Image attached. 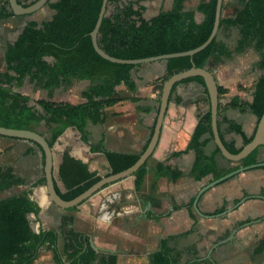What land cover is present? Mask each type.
Returning <instances> with one entry per match:
<instances>
[{"label": "trees", "instance_id": "1", "mask_svg": "<svg viewBox=\"0 0 264 264\" xmlns=\"http://www.w3.org/2000/svg\"><path fill=\"white\" fill-rule=\"evenodd\" d=\"M109 1L116 3V9L102 17L97 42L107 53L124 58L180 51L198 45L212 28L216 2V0L199 1L197 7L203 13V17L197 21L190 9L183 8L184 0H172L169 8H161L148 18L142 15L144 5L139 0ZM46 4L54 10L52 17L39 21L28 19L24 24L23 32L7 42L4 47L2 57L5 68L0 69V125L31 129L43 135L37 129L43 123L50 130L49 138L45 137L50 147L67 127L74 126L80 133V138L88 142L87 123L104 122V108L122 98L115 95V86L123 82L129 89L135 88L130 75L134 63L110 61L95 51L89 31L94 25L101 0H48ZM224 5L223 0L218 30L229 29L230 26L237 28L238 36L233 47L230 48L216 34L205 47L192 56L169 57L166 60L165 73L156 80H164L171 73L187 68L192 63L198 66L205 65L211 57L229 58L233 52H242L247 47L257 51L259 58L255 61V65L264 69V0H244L241 7L231 15L222 14ZM12 14L8 0H0V20ZM46 56H51L52 60H48ZM26 77L35 87L46 89L48 95L58 86H66L75 79L86 78L89 84L81 91L85 101L70 103L37 98L35 104L38 108L29 104L28 94L14 88L20 86ZM186 80L200 81L207 94L202 76H188L180 81ZM178 82L174 83L171 92ZM225 90V87L218 84V96ZM227 108H237L241 111L249 108L256 116L255 127L250 136L242 131L238 123L228 120L225 116H220L221 118L218 119V130L221 123H226L227 131L241 136L242 143L237 147L223 140L219 131L220 138L228 151L237 153L253 137L257 121L264 110V72L255 82L250 103L233 95L229 102L218 105V112H224ZM205 134L208 135L204 137ZM211 141L213 139L210 114L206 111L197 115V122L186 148L172 152L175 156L189 150L194 152V160L189 171L194 180H201L209 174L213 180L239 166L261 161L259 156L260 149H264L263 145L253 149L238 163L220 168L215 159V156L220 154L218 147L214 144L209 153L205 152L206 144ZM90 150L100 151L106 158L109 170L104 175L127 168L140 154L109 150L104 146L103 138L95 144H90ZM43 161L42 156V163ZM145 165L146 161L133 173L135 191L140 190L146 173ZM154 173L156 177L165 176L171 181L182 175V171L163 165L161 162L155 164ZM57 177L65 190L61 191L54 181L56 192L61 198L68 200L96 182L100 175L89 170L87 163L72 156L66 148L61 155ZM23 183V178L15 174L11 166H0V191ZM37 183H44V176L33 185ZM154 187L155 182H152L151 188ZM192 201L193 198L186 205L188 214L193 219L192 226L184 232L161 238L159 248L148 255L149 264H213L209 259H199L195 246L186 248L189 258L181 263V252L170 244L174 239L184 237L196 230L197 216L192 208ZM180 207L181 205L174 204L172 209ZM224 209L225 206H222L206 214H216ZM39 210L40 207L26 192L0 199V264H30L37 257L38 247L45 235L51 233L53 237L57 236L55 230L40 228L38 232H34L31 229L27 215L29 213L37 215ZM170 212L165 215L168 216ZM153 218L158 220L159 216ZM71 222L72 217L67 216H64L60 222L59 231L62 234L63 244L60 250L54 239L51 248L52 261L55 264H94L98 252L91 246L90 236L74 230ZM260 246H264L263 242ZM99 263L117 264V254L102 252Z\"/></svg>", "mask_w": 264, "mask_h": 264}, {"label": "crops", "instance_id": "2", "mask_svg": "<svg viewBox=\"0 0 264 264\" xmlns=\"http://www.w3.org/2000/svg\"><path fill=\"white\" fill-rule=\"evenodd\" d=\"M20 1L29 4L34 0ZM171 1L169 6L163 7L162 0H139L144 5L142 15L148 18L161 8L167 9ZM199 1L201 0H184L183 8L193 9L197 7ZM202 15L199 10L193 13L197 21L202 19ZM250 49L253 48L247 47L242 52L233 53L231 57L234 54L241 55ZM255 52L256 61L259 54ZM233 65L226 57L218 59L211 57L205 64L211 71L212 69L218 71V75L215 74L217 83L226 88L220 95L219 102L225 104L233 95L250 102L252 87L249 86L250 81H246L243 77L244 71H239L242 77L237 78V67H234L235 76H227ZM165 70L166 66L162 60L135 63L130 69L135 88L128 89L123 82L115 86L117 91L115 95L122 98L104 108V122L87 123L88 142L80 138V133L74 126H69L62 132L52 147L54 181L61 191L65 188L57 177V169L65 148L72 156L87 163L89 170L95 171L100 176L102 171L104 174L108 172V162L100 151H91L90 144H95L103 138L104 146L112 151L140 153L144 149L153 129L159 103L158 91L151 81L163 75ZM255 80H252L253 83ZM88 84L89 80L85 85H81L77 89L78 94H74L73 87H67L60 101L70 103L85 101L81 91ZM131 96L135 98L132 99ZM208 107V96L202 84L196 80L177 83L170 93L157 144L146 160V173L140 190L135 191V176L131 175L106 185L74 209L55 205L47 196L44 183L33 185L43 176V173L39 174L38 163L36 164L39 158H42L39 147L28 140L1 136L4 142L14 144L17 150L23 149V152L17 154L15 161H11L10 164L14 172L24 180V183L18 186L30 190L27 193L29 198L40 207L37 215L33 213L27 215L29 221L31 217L36 219L39 224L38 230L46 227L45 230H49L48 227L54 230L55 225H60L65 215L72 217L74 229L85 234L94 232L96 243L92 241L100 248L97 251V262L102 256L99 252H115L117 264H149L148 255L159 248L161 238L184 232L192 226L193 219L189 216L186 205L204 184L212 180L211 174L198 181L190 176L189 171L194 160L192 150L180 155H172V152L186 148L197 122L198 113L205 112ZM218 115V119L221 118L220 116H225L228 120L238 123L247 136L252 134L256 116L249 108L242 111L237 108H227ZM226 127V123H221L219 126L223 140L240 146L241 136L227 131ZM207 135L205 134L204 137ZM213 147V141L207 143L205 152L209 153ZM56 148L58 155L55 157ZM215 159L218 167H228L223 163V160L227 161V159L220 154H217ZM259 159L264 161L263 148L260 149ZM29 161H34V166H29L27 164ZM157 162L182 171V175L175 181L165 176L156 177L154 167ZM29 169L31 172L36 171L29 173ZM152 182H155L153 189ZM261 196H264V167L245 170L204 191L198 199V207L204 214L212 213L222 206L227 208L243 197L245 200L226 215L209 218L196 215V230L170 243L181 252L180 262L183 263L189 258L186 248L195 246L199 259H209L213 264H264V246H260V243L264 244V199ZM174 204L181 207L173 210ZM169 211L170 214L166 216ZM153 216H159V219L155 220ZM79 220L83 222L80 224ZM248 221L249 224L242 225ZM31 229L33 230L32 227ZM234 229L236 230L229 240L213 247L215 242L228 237ZM102 232H108V236L118 242L123 240L129 249L115 248L114 243L99 242L96 236Z\"/></svg>", "mask_w": 264, "mask_h": 264}, {"label": "water", "instance_id": "3", "mask_svg": "<svg viewBox=\"0 0 264 264\" xmlns=\"http://www.w3.org/2000/svg\"><path fill=\"white\" fill-rule=\"evenodd\" d=\"M47 1L48 0H34L33 2L29 4H23L19 2L18 0H8V4L11 7L13 13L24 14V13H31L35 11L36 9L45 5ZM222 3H223V0H216L215 2L213 25L207 37L198 45L192 48H189V49H185V50L164 52V53H159V54L149 55V56H144V57H138V58H124V57H119V56H115V55L107 53L98 45L97 33H98V29H99L102 17L106 13V7L108 4V0H101V4H100V7L97 13V17L95 19L92 29L89 31V35L91 37V42H92V45L95 51L99 55H101L102 57L110 61L135 64V63H140L143 61L162 60L164 61V64L166 66V60L169 57L178 56V55L192 56L195 52L205 47L211 41V39L217 34V31H218L219 21L221 17ZM194 75H200L204 79L205 87L207 89L208 104H209L208 111L210 114V130L212 134L213 143L215 144V146L218 147L220 155L229 161L238 163L242 158H244L247 154H249L256 147L260 145L264 146V110H263L259 120L257 121L256 128H255V131H254V134L251 140L247 144H245L237 153H231L228 151V149L223 144L222 139L220 138L219 130H218V123H217L218 114H219L218 112V104H219L218 83L216 81L214 74L208 67H206L205 65L198 66V65H195L194 63H192L187 68L171 73L164 79L162 86H161V90H160L158 109H157L156 118H155V122L153 125L151 135L148 139V142L145 148L140 152L138 158L133 162V164H131L127 168L120 170L118 172L109 173L108 175L100 176V178L96 182H94L84 191H82L81 193H79L78 195H76L75 197L71 199L65 200L61 198L60 195L56 192L55 184H54V176H53L52 148L49 146L47 139L42 134L34 130H31V129L6 127V126L0 125V135L6 136V137L24 139V140H28V141H31L37 144V146L39 147L41 151L43 159H44L43 176H44V187H45L47 196L55 205L61 208H71L87 200L93 194H95L100 189H102L105 185H108L122 178L133 175V173L141 165L145 163V161L152 154L157 144L161 126L163 123V119L166 114L167 106L169 103L171 89L174 83L182 80L185 77L194 76ZM260 166H264V161H259L257 163H253V164H249L245 166H239L223 174L222 176L216 179H213L207 182L206 184H204L197 191L192 201V208L194 209L195 213L201 217L209 218V217H219L222 215H226L228 212L235 209L240 203H242L245 200L244 197L239 199L233 205L225 208L223 211L216 213V214H212V215H207L200 211L198 207V199L204 191L216 185L217 183L222 182L226 180L227 178H230L245 170L255 168V167H260ZM261 197L264 199V196H261ZM249 223L250 221L244 222L242 225L244 226ZM235 230L236 229H234L232 233L228 235V237L224 239H220L217 242H215L213 244V247L229 240L232 237ZM91 246L96 251L100 249L98 246L94 244L92 240H91Z\"/></svg>", "mask_w": 264, "mask_h": 264}, {"label": "rangeland", "instance_id": "4", "mask_svg": "<svg viewBox=\"0 0 264 264\" xmlns=\"http://www.w3.org/2000/svg\"><path fill=\"white\" fill-rule=\"evenodd\" d=\"M169 1L170 0H162V2H161L162 6L163 7L169 6ZM243 2H244V0H224L225 5L223 7L222 14L223 15H231V14L235 13V11L241 7ZM115 6H116L115 2L109 1L107 4V7H106V13L114 11L116 9ZM190 10L192 11V13H194L195 10H199V9H198V7H193V9H190ZM53 13H54L53 10L48 8L47 5H44L40 8H38L37 10L31 12V13L10 15L9 17H7L5 19L0 20V69L5 68L4 67L5 63H4L2 54H3L4 47H5L6 43L9 41H12L14 38H16L18 35H20L23 32L24 24L26 23V21L28 19H32V18H34L38 21L42 20V19H49L52 17ZM202 17H203V15H202ZM237 35H238V30L234 26H230L229 29H219L217 31L218 38H221L230 48L233 47V44L235 43V39H236L235 37ZM233 53H236V52H233ZM256 55H257L256 52L253 49H250L248 51L243 52L241 55L240 54L239 55L234 54L233 57L227 58V61L229 63L234 64L233 66H231L232 70L228 71L227 76L234 77L235 76V73H234L235 70H233V69H234V67H237V78L242 77L241 75H239V71L243 70L244 71L243 77L246 78V81H250V82H248V83H251V84H249V86L251 85L250 87H252V90L250 92L251 93L250 100H252L255 82L257 81V78L259 77V75L264 72V69L262 67H257L255 65ZM46 58L48 60H52L51 56H46ZM212 73L214 74V76L216 78L215 74H217L218 71L212 69ZM252 80H255V82L253 83ZM163 81L164 80H162V79L156 80V78L151 81L153 83V87L156 88L158 91V97L160 96V90H161L160 86H162ZM197 82L202 84L200 81H197ZM86 83H88L87 79H83V78L75 79V80H73V83H72L73 85H71V84L67 85V86L64 85L63 87L58 86L52 90L50 95H48L46 89L35 87L33 82L28 77H26L24 82L20 86H14V88L25 93V94H28L30 96L29 104L38 107L35 104V99L46 98V99H51L52 101H60V99L65 95V93H66L65 90L67 87H73L74 88V94H75L78 91L77 89L81 85H85ZM239 84L242 85L241 83H239ZM115 94H117L116 89H115ZM220 95L218 97H220ZM250 102H247V103H250ZM219 104L223 105L224 103L219 102ZM206 111H208V108ZM200 113H204V112H199L198 114H200ZM37 129L43 133L44 137L49 138L50 130L47 127H45L43 125V123H41V125L38 126ZM8 138H10V137H8ZM57 139H56V141H57ZM54 143H53V145H54ZM53 145H52V147H53ZM35 146H37V144H35ZM22 152H23V149L21 151H19L16 148H14V144H9L8 142H4V139L0 135V166H11L10 162L11 161L14 162L16 155L19 153H22ZM26 154H28V153L26 152ZM56 155H58L57 148L55 150V157H56ZM34 163H35L34 161H29L27 164L29 166H34ZM37 163H38V167H39V169H38L39 174H42L43 173L42 172V167H43L42 158H39V161L36 162V164ZM223 163L226 166H232L235 164L232 162H227L225 160H223ZM13 171H14V168H13ZM34 171H36V170H33L32 172L34 173ZM28 172L32 173L31 169H29ZM102 175H104V171H102ZM22 189L23 188L16 185V186L10 187L7 190L0 191V199L7 197V196H10V195H13V194H19L22 192H26V193L30 192V190L27 191L25 189H23V191H21ZM196 215L198 216V214H196ZM30 222H31V227L33 228V230L37 232L38 227H39L37 220L34 219L33 217H31ZM81 222H83V221H80V224H81ZM59 227H60L59 225H55V227H54L55 228L54 230L57 232V236L53 237V235L51 233H48L45 235L44 240L42 241V243L38 247L37 257L30 264H54L51 261L52 260L51 259V254H52L51 248H52L53 241H54V239L56 240V244L60 250H61V247L63 244V238H62L61 232L59 231ZM71 227L74 229L72 222H71ZM50 228L51 227H48V229H50ZM45 229H47V227ZM74 230H76V229H74ZM76 231H79V230H76ZM80 232H83V231H80ZM93 234H94V232H90L88 235L90 236V239L94 241ZM96 237H97L96 239L101 243H111V244L114 243L115 248L129 249V247L126 246V243H124L123 240H120L118 242L116 239L112 238L110 235L108 236V232H102V233L98 234ZM99 253L102 254V252H99ZM95 264H100V263L96 261Z\"/></svg>", "mask_w": 264, "mask_h": 264}]
</instances>
